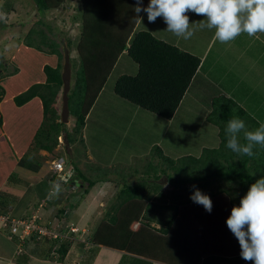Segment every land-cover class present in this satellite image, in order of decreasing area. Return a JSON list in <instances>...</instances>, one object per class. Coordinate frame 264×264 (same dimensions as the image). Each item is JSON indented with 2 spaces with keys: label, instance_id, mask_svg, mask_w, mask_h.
I'll return each mask as SVG.
<instances>
[{
  "label": "trees",
  "instance_id": "obj_1",
  "mask_svg": "<svg viewBox=\"0 0 264 264\" xmlns=\"http://www.w3.org/2000/svg\"><path fill=\"white\" fill-rule=\"evenodd\" d=\"M33 2L35 9L43 14L45 11L60 7L64 0H33ZM80 2L81 8L78 9L76 16L80 21L79 39L74 47L71 46L70 40L66 41L70 54L73 49L77 51V58L70 56L71 86L68 93V104L69 111L73 110L76 116V125L73 126L72 131L79 133L80 127L83 128L90 119V112L102 94L104 84L114 67V61L117 62L119 60L117 56L124 52L137 64V71L135 74H120L115 79L114 92L138 109L154 114L159 120L165 119L168 124V121L174 118L188 91L192 90L193 81L198 75L201 57L157 38L147 29L139 28L140 22L132 31L130 30L128 43L127 40H122L116 49L114 42L119 34L111 31L109 22V18L113 17L110 14L115 10L113 0H80ZM147 2L148 0H143V5ZM11 12H16L14 4L5 3L4 0L0 4V14H2L0 19H4ZM32 31L38 36L36 28L26 30L24 35L28 37L33 34ZM38 31L41 34L40 45L34 44L35 39L23 41L25 45L42 51H44L43 46H49L47 53L63 58L61 50L58 49L59 43L49 38L42 30ZM51 31L49 28L50 33ZM125 37L126 34L122 39ZM124 47H126L125 50ZM61 67L60 62L55 66L45 64L42 69L45 75L44 81L35 82L13 96L16 106L24 105L33 97H38L41 101L42 120L28 146V151L18 160L19 167L33 172L40 168L41 163L33 159L29 153L36 152L38 149L52 152L62 132H66L65 137L68 143L72 144L76 141V137L70 136L66 124L61 122L60 114L51 111L52 105L62 90ZM4 93V87L0 85V101ZM236 98V96L225 94L217 98L221 101H217L213 97L211 104L220 103V106L216 111L214 109L208 113L205 112V116L201 117L204 120L210 119L209 122L217 127L219 144L204 147L200 156L186 155V157L187 161L194 164L192 170H196L197 167L203 168L206 169L205 174L199 170L194 175L171 176L166 171V167L160 170L155 169L149 161L141 165L140 169L130 167L129 173L124 174L123 169L117 171V176L107 177V180L114 181L118 188L116 186L114 201L106 211L104 219L97 225L96 231L93 234L91 232L90 243L92 245H103L121 251L119 264H152V261L166 264H228L243 261L240 256L239 242L228 229L226 219L230 215L232 206L239 204L240 198L247 192L250 185L264 176V149H254L258 154L257 159H254L248 167L246 165L250 157L244 158L242 165L244 171L242 167L235 169L231 164H223L225 159L228 161L237 155L230 149L229 153L224 152L227 148L226 124L233 116H239L244 120L247 115L246 110L238 104ZM198 121L201 122L197 120L196 123ZM190 124L189 121L185 123L186 127ZM155 150L159 157L174 162L168 156L163 155L158 146ZM73 164L75 172L73 177L81 181L83 195L88 193L96 182L103 180L90 177V174H85L75 163ZM172 169L175 170L174 165ZM186 172L192 174L191 171ZM55 175L53 174L55 180L63 182ZM164 175L167 176L171 188L168 192L163 191V185L159 182ZM11 177L13 173L8 179ZM129 177L134 180L130 181ZM114 179L118 180L115 182ZM216 180L219 181L215 186ZM67 183L68 181L65 182L66 185ZM193 186L200 190L208 186L210 192L208 195L213 205L211 212L190 199L194 190ZM41 193L43 194H40V197L48 195L47 202L51 201V204L56 198L49 194L51 193L49 186H46L44 192ZM81 195L76 200L72 198V201L69 195L64 196V199L69 201L68 212L77 207ZM216 196L220 198L216 200ZM1 197L3 198V195L0 191ZM62 200H58V205H62L65 201ZM9 205L4 198L0 199L2 215L6 216L9 211L7 209L11 207ZM61 205L58 208V216L64 212V205ZM33 213L37 214V220H41L42 214L38 211ZM33 213L28 211L16 219L29 220ZM118 213H121V216H118ZM55 222L58 225L55 224V226L50 221L43 224L52 232L41 234L34 230L25 237L21 236L22 229L19 228L13 232L10 222H6L4 226L10 229L9 239L15 241L18 247L15 252L16 256L13 258L14 262L24 264L30 259H28L25 243L33 239L46 241L49 260L64 261L66 255H70L72 239L76 237L77 232L69 229L66 222L63 224ZM133 222H138L140 227L135 231L132 230L131 233L130 224ZM232 243L235 245L233 248L238 251L230 250ZM152 246L167 252L166 255L153 252ZM95 255L91 257L94 258ZM247 264H253V262L247 261Z\"/></svg>",
  "mask_w": 264,
  "mask_h": 264
},
{
  "label": "rangeland",
  "instance_id": "obj_2",
  "mask_svg": "<svg viewBox=\"0 0 264 264\" xmlns=\"http://www.w3.org/2000/svg\"><path fill=\"white\" fill-rule=\"evenodd\" d=\"M21 1L23 3L22 7L19 6ZM2 2L3 0H1V3ZM11 2L16 7V12L10 13L2 20L0 19V85L3 86L5 90L3 96L4 99L2 98L3 100H1L2 102L0 103V114L5 119V127L3 130L0 129V134L3 132L4 142L7 145L10 144L8 140L12 139L13 131L18 132L20 142H24L27 139L32 128L40 122L39 116L41 110L39 98H37L36 101L30 102V105L27 107H17L14 105L13 98L10 96L20 93L19 91L21 88L26 85L30 86L35 82L44 80L45 76L42 69L45 64L55 66L60 62L63 67L64 51L67 49L66 41L70 40L72 42L71 46L74 47L79 39V33L81 30L80 21L78 20L79 18L76 17L78 9L81 8L80 0H64L60 7L47 12L45 11L43 14L35 9V4L34 2L32 3L31 0H5V3ZM188 16L190 23L204 19L203 16L197 15L194 12H189ZM38 20H41L42 22ZM48 27L52 30L51 33L49 32ZM166 27L167 25L161 17H158L154 23H149L146 13H144L142 20H140L139 26V28L151 31L157 38L175 44L179 48L198 55L199 57L204 53L207 43H209V40L214 33V30H201L197 28L196 24H193V28L196 29L194 35L190 39L184 40L183 38L176 37L171 32L166 31ZM35 28L38 36L34 35V31H32L33 34L28 37L24 35L26 30H34ZM38 30H42V32L46 33L49 38L55 39L56 42L59 43L58 49L61 50L63 58H58L57 56H53L54 54L47 53L46 51L50 49L49 46H43L44 51L34 47L29 48L24 46L25 43L23 41L26 42L28 39H35L34 44L40 45L39 41L41 34ZM251 40L254 43L252 37ZM219 43L220 42L215 40V45L211 48L210 54L208 52L209 56L207 63H210L212 53L215 54L217 53V50L220 51L222 49L220 48ZM257 48L258 47L251 48L252 50L249 51L247 55H244L239 63L242 64L241 66L245 67V63L247 64V61L252 58L251 63H249L251 66V73L248 74L250 85L238 84L239 77L236 73L232 72V70L225 74L223 70H228V66L223 61V63L215 62L213 66L211 65L209 72H207V74L205 73V77H199L200 79L197 78L196 82L203 86L202 92L199 93L200 95H197L203 101L202 103H198L197 117H204L205 112L208 113L211 110L215 109L216 111L218 109L220 103L211 104L213 102V97L217 101H221L217 98H221V96H224L225 94L228 95V93L239 97L238 92L240 89L249 93L255 91L254 94L257 95V99L253 100L251 105L248 104L250 112H253V106L255 107L258 106L259 103H262L261 101L264 99V83H259V90L257 88H251L253 84H255V79L253 78L254 74L257 73V71L253 72V67H257L261 70L264 65V58L262 56L252 54V51ZM125 49L126 47H124V50ZM249 54H252V56ZM70 56L72 58H77V51L75 49L71 50ZM253 56H257L256 59ZM253 59H255V61H253ZM136 71L137 64L134 63L125 52L122 53L104 84L101 96L97 99L90 112V119L86 122V125L89 123L88 126L86 127L85 125L83 128L80 127L79 133L73 132L72 128L76 125V116L74 115L73 110L69 113V121L65 124L67 130L70 132V136L74 138L76 137V141L72 144L68 143L65 137L66 132H62L58 137V144L52 152L47 153L46 150L44 151L42 149L36 154L29 153L33 159H37L42 162V164L45 163L43 169H41L42 173L40 171L34 174L25 173L22 175L24 179L21 178V176L20 178H17L18 171L17 173L15 170L12 172L13 177H11V179L8 178L12 173L9 174L7 178L8 182H14L15 179H18L20 184L17 185L19 190H16L18 188L6 189L5 187L8 185L7 182L4 184L5 187L3 186L0 188L5 201L10 197V203L12 204L15 202L14 205H11V207L7 209L9 212L6 216L15 219L20 216L19 213H22L23 210L22 206H24L25 203L30 202L28 201L29 196L35 192L32 189H27V187L29 184H36L35 182L47 180L48 175L52 173L54 174L50 168V164L52 165L53 159L56 158H63L67 166H70L72 163V167H74L73 163H75L82 172L90 174L89 176L92 178L103 179L98 181L99 183L107 182V177L112 178L117 176L116 173L118 170L122 171L124 169V174L126 172L129 173L131 171L129 169L130 167H137L140 169L141 165H144L149 161L154 165L155 169L160 170L161 168L166 167V171L171 174V176L194 175L199 170L202 174H205L204 171L206 169L203 168L200 169L197 167L196 170H192L194 164L187 161L188 158L186 155L200 156L204 147L218 145L219 142L216 143L214 138V133L218 131V129L214 125H211L210 128L209 124L203 125L199 121L196 123V121L191 120L189 121L191 123L190 126L186 127L185 122H181L182 120H180L179 116L172 121V124H166L165 119L159 120L154 114L142 111L135 105L119 97L113 90L115 79L120 74H135ZM238 71L243 73L239 68ZM220 81L223 82L217 83ZM215 84L218 86V89L213 87ZM61 93L62 90L58 94L56 102L51 107V111L55 114H60L61 111ZM192 96L193 93L189 90L183 99L185 100L184 104L187 103L189 105ZM29 110L35 113L38 117L32 116L31 118L29 114L26 115L25 112ZM178 115L180 114L178 113ZM15 120L23 122V125L20 126ZM209 121L210 119L208 120V123ZM247 128L253 130L248 126ZM210 133L214 134V136ZM157 146L161 149L163 155L168 156L174 162L172 163L171 161L159 157L155 150V147ZM256 148L260 149L259 146ZM224 152L229 153V149L226 148ZM9 153L10 151L8 147L3 145L1 139L0 163L3 155ZM257 155L249 158L246 167H248L250 163H253L254 159H257ZM244 158H246V156L235 155L233 158L231 157L228 159L229 162L225 159L223 164H231L235 169L242 167L244 171L242 166ZM172 165L175 166L176 172L172 169ZM186 171H191L192 174H189ZM44 174L46 175L44 176ZM5 176L6 175L3 174L2 165H0V181H2V178ZM40 177H42V180H40ZM104 177L106 179H104ZM114 180L116 182L118 179ZM129 180L132 181L134 178L129 177ZM43 181L35 185L36 192H40L43 188H46V186H50ZM159 181L163 185L164 192H168L171 189L168 180L163 181L162 177ZM218 181L219 180L215 181V186L218 184ZM57 182L58 180H56L53 185L50 182L52 191L49 194H52L56 198L52 201V204H49L46 200V206H50V208H47V212L42 215L43 219L41 218V220H43V222L45 221L43 224H45L46 221H50L53 225L57 224L55 221H58L60 224H63L64 222L68 223L70 220L74 221L71 222L73 225L72 228L73 231L77 233L76 237H73L72 239L73 242L70 246V255L66 257L63 263H61V261L49 260V257L47 258L48 246L46 241L41 242V240L33 239L32 241L28 240L25 243L27 246L26 252L28 259H30L24 264H89V259L92 258L91 260H93L91 255L95 254V258H97V254H99V260L101 259L104 261L106 258L109 259L111 254L107 251L109 248L103 245L90 244V235L91 232L93 234V232L96 231L95 229L97 228V225L102 219H104L106 211L109 209L114 199H112L110 203L108 200H104L106 193H104L102 198H99V190L96 189L95 191V186H92L89 189L90 191L83 195L84 199L80 201L79 205L74 208L72 212H68L69 201L65 199V201L62 200L63 203L61 202L62 205H60H64L67 212H63L58 216V208L60 206L58 205V200L63 199V196H67L65 195L67 193L69 195L68 197L71 198V201L72 198L74 200L78 199L80 188L77 189L75 186L74 188L76 189L72 190L68 185L70 182L67 183L66 187ZM79 182L81 183L80 180ZM83 184L84 186L86 185L85 182ZM56 185H59V191H57ZM205 188L208 191V186H205ZM15 192H18L16 194L22 195H11ZM3 198L1 197L0 199L3 200ZM219 198L220 197L216 196L215 199L218 200ZM94 201H96V203H94ZM39 204H37V207L41 206L42 203ZM118 216H121V213H118ZM0 218L3 220V215L1 213ZM67 218H69V220ZM2 220L0 219V264H18L14 262L13 259L16 256L15 252L18 248L17 243L9 239L8 231L10 229L3 225ZM80 220L82 222H80ZM139 227L140 224H137L136 222L131 223V233L132 230L135 231ZM151 250L153 252H159L163 256L167 253L165 251H160L153 246L151 247ZM107 259L106 262L108 263ZM245 261L243 259V262ZM243 262H240L239 264H243Z\"/></svg>",
  "mask_w": 264,
  "mask_h": 264
},
{
  "label": "clouds",
  "instance_id": "obj_3",
  "mask_svg": "<svg viewBox=\"0 0 264 264\" xmlns=\"http://www.w3.org/2000/svg\"><path fill=\"white\" fill-rule=\"evenodd\" d=\"M133 11L141 20L139 14L145 12L149 23H154L158 17L163 18L167 25L166 31L184 40L194 35L196 29L193 24L201 30H214V38L222 44L234 41L241 34L256 38H259L258 34H264V0H149L146 7L143 0H136ZM189 12L201 15L204 19L190 23ZM225 135L226 147L238 156L254 157L257 155L254 151L257 146L264 149V123L249 130L243 119L233 116L226 124ZM63 166L61 173L73 168L72 164L67 166L65 160ZM51 170L65 182L77 179L73 177L75 172L63 179L57 171ZM79 183L77 189L80 188L82 194ZM56 189L59 191V185H56ZM193 189L190 199L211 212L213 205L210 196L195 186ZM226 224L239 242L241 258L253 264H264V176L250 185L238 205L232 206ZM66 226L71 229L73 225L68 222ZM93 260L89 264H93Z\"/></svg>",
  "mask_w": 264,
  "mask_h": 264
},
{
  "label": "crops",
  "instance_id": "obj_4",
  "mask_svg": "<svg viewBox=\"0 0 264 264\" xmlns=\"http://www.w3.org/2000/svg\"><path fill=\"white\" fill-rule=\"evenodd\" d=\"M31 2L33 3V0H31ZM0 3H1V0H0ZM135 3H136V0H113V7H115V10L112 11V14H110V15H113V17L109 18V22H110V25H111V28H112L111 31L114 32V34H119L118 37L116 36V40L114 42V44L116 45V49L118 48V46L120 45L122 40L126 41L129 38L130 30L132 31L136 27V25L139 24V22L141 20L139 17H137L136 13L133 11ZM148 3H149V0H148L147 4L144 5V6L146 7L148 5ZM19 6H21V7L23 6L22 1L19 3ZM14 8L16 9L15 6H14ZM144 13L145 12L142 11L139 14V16L142 18ZM125 34H126V37L124 39H122L125 36ZM258 35H259V38L252 37V39L254 40V43L251 40V37L248 38L249 36L246 35V34H241L237 39H235L234 41H232L230 43H226V44L219 43L220 44V48H222V49L220 51L217 50V53H215V54L212 53L211 54L212 58L210 59V63H207V59H208V56H209L208 52L210 54L211 48L214 47V45H215V40L216 39L214 38V33H213L212 37L209 40V43H207V47H206L204 53L201 56V64H200V67L198 69V75L195 77V79L193 81V84H192V90H191L192 93H193L192 100L190 101L189 105L187 103L184 104L185 100L182 101L181 105L179 106V108L177 109V111H176V113L174 115V118L168 121L169 124H172V121H174L175 118L177 116H179L180 120H182L181 122H185L186 123V122H188L190 120L191 121L201 120V122H203L202 123L203 125L204 124H209V126L211 128V125H213L211 122L208 123L207 119L204 120L201 117H197L198 103H202L203 102L202 99L199 96H197V95H200L199 93L202 92V90H203V86H201L198 82H196L197 78L205 77V73L207 74V72H209V70L211 68V65L213 66L215 62L219 63V62L223 61L228 66V70H226V69L223 70V72L225 74H227L229 71L232 70V72L236 73L238 75V77H239V80L237 82L238 84L241 83V85H245V84L250 85L249 84L250 80L248 78V74L251 73L250 72L251 66L249 65V63H251L252 58L247 61V64L245 63V67L241 66L242 64H239V63H240L242 57L244 55H247L248 52L251 51L252 50L251 48H253V47H258V48L256 50L252 51V54L259 55V56H262L264 58V34H258ZM0 45H1V43H0ZM24 46H26V45H24ZM252 54H249V55L252 56ZM53 56H56V55L54 54ZM119 56H117V57L119 58ZM253 57L256 59L257 56H253ZM255 59H253V61H255ZM116 63L117 62L114 61L113 66H115ZM246 66H247V68H246ZM238 68L243 73L239 72ZM254 71H257V73H255L254 77H253L255 79V84H253V86L252 87L250 86V87L251 88H257L259 90L260 89V84L259 83H262V84L264 83V65H263V68H261V70L259 68H257V67H253V72ZM258 75H259V77H258ZM256 80H257V82H256ZM42 81H44V80H40L39 82H42ZM221 82H223V81H220V82H217V83H221ZM28 86L29 85H26L25 87L21 88V90L19 92H22L23 90L27 89ZM215 87L218 88V86L216 84H215L214 88ZM254 92L255 91L249 93V92H246L245 90L240 89V91L238 92L239 97L236 96L237 97L236 101L238 102V104L246 110L247 115L244 117V121L246 123V126L250 127L253 130L255 128L259 127L258 124L264 123V99L261 101L262 103H259L258 106H255V107L253 106V108H254L253 112H250V110H249V105H251V102H253V100L257 99L256 98L257 95L254 94ZM13 96H14V94L11 95L10 97L13 98ZM37 98L38 97H34L31 100H29L27 103H25L24 105L17 106V107H22V106L27 107L28 105H30L29 104L30 102L36 101ZM263 98H264V96H263ZM1 102L2 101H0V103ZM40 105H41V101H40ZM178 113L180 115H178ZM25 114L26 115L29 114L31 118H32V116L38 117L31 110L25 112ZM0 116L2 118V124L0 125V129L3 130L4 127H5V124H4L5 119H4V117L1 114H0ZM39 118H40V122H41V120H42V105H41ZM15 121L18 122L17 120H15ZM40 122H39V124H40ZM18 123H19L20 126L23 125V122H18ZM39 124L35 125L32 128V131H31L30 135L27 137V139L24 142H20V136H19L18 132H14L13 131L12 132V134H13L12 135V139L8 140V142L10 144L7 145L4 142L5 140H4L3 132L0 134V140L2 139L3 145H6L8 147V149H9V151H10L9 154H4L3 157L1 158L0 165H2L3 174H5L6 176L2 178V181H0V188L3 187L6 182L8 183V185L6 187L4 186L6 189L9 190V189H13V188L14 189L18 188L17 185L20 184V181L18 179L14 180V182H16V183H14L12 181L8 182V179H7L9 174H11L14 170L16 171V173L18 171L17 178L18 177L20 178V176H21V178H23L22 175L25 174V173L26 174H34V173H37L38 171L41 172V169H43L45 163L42 164V162H40V161H39L41 163L40 168L37 171H34V172L31 171V170H28L26 168H21V167L18 166V160H19L20 157H22V155L25 154V152L28 151V146L31 144L33 135H34L36 129L38 128ZM217 132L218 131H216L214 133L215 136H214V134L210 133L212 136H214L216 143L219 142V140L217 138L218 137L217 136ZM213 146H218V145H213ZM41 150L42 149H38L36 152H32V153L36 154V153H38V151H41ZM47 153H50V152L47 151ZM50 168H51V166H50ZM45 175L46 174H44V176ZM54 175H55V173H54ZM40 180H42V177H40ZM75 180H77V181H75ZM42 181H40V182H42ZM40 182L38 181V182H35L36 184H29V186L27 187V189H32L35 192L29 196L28 201H30L31 204H30V202H28V203H25L24 206H22L23 210H22V213H19L20 216L24 215L28 211L29 212L31 211L32 213L35 212V211H38L39 214L44 215L47 212V208H50V206H46V200H47L48 195L45 196L44 198H39L40 194L41 195L43 194L41 192H44V189H46V188H43L40 192H36L35 185H37ZM43 182L50 185L49 186V192H51L52 191L51 183L53 185L56 182L55 178L53 177V173L48 175L47 180H44ZM63 182L58 180L57 183H59V184L63 185L64 187H66L65 180H63ZM78 182H79L78 179H74V180L70 181V183L68 185H69V187L72 190H74V189H76V188H74L75 186L78 187L77 186ZM79 185H80V183H79ZM93 186H95V189H94L95 191H96V189L99 190V194H100L99 198H102L104 193H106V196H104V200H108V202L110 203L111 200L114 199V193L116 192L115 190H117V188H116L117 184H115L113 181H109V182L107 181V182H104V183H99L98 182V183H96ZM16 190H19V188L16 189ZM25 190H26V188H25ZM201 191L202 192H206V193L208 192L207 189H205V188H204V190L202 189ZM16 193H18V192H15V193H13L11 195H14ZM79 193H80L79 194V196H80L81 192H79ZM95 193H97V192H95ZM16 195L20 196L22 194H16ZM65 195H68V193L65 194ZM79 196H78V198H79ZM21 198H22V196H21ZM82 199H84L83 198V194L81 195L80 201ZM63 200H64V196H63ZM92 201H93V199H92ZM5 202L10 204L9 206L15 204V202H13L12 204L10 203V197ZM38 202L42 203L41 206H39V207H37V204H39ZM18 203H19V201H18ZM48 203L51 204L50 202H48ZM79 203H78V205H79ZM94 203H96V201H94ZM7 212H9V211H7ZM64 212H67V209L64 208ZM69 222L71 223V222H74V221L70 220ZM80 222H82V221L80 220ZM136 223L138 224V222H136ZM233 246H235V245L232 244L230 246L231 248L229 247L230 250L232 252L238 251L237 249H234ZM107 251H108V253H111L110 254V258L109 259L106 258L108 260V263L106 262V259L104 261H102L101 259L99 260L98 259L99 254H97V258L94 259L93 264H119V261H120L121 256H122V252L118 251L116 249H113V248H109V249H107ZM152 264H166V263H163V262H160V261H152ZM228 264H239V263H232L231 262V263H228ZM243 264H247V261L243 262Z\"/></svg>",
  "mask_w": 264,
  "mask_h": 264
},
{
  "label": "built area",
  "instance_id": "obj_5",
  "mask_svg": "<svg viewBox=\"0 0 264 264\" xmlns=\"http://www.w3.org/2000/svg\"><path fill=\"white\" fill-rule=\"evenodd\" d=\"M64 165V159H54L51 165V169L54 171H57L58 175L63 178L67 179L70 177V175L74 172L73 168H70L66 173H61L63 170ZM38 216L37 214L33 213L31 219L29 220H17V219H10L8 216L3 215V220L0 218L3 222V225L6 224V222H10L11 230L13 232L17 231L19 228L21 230V236L25 237L26 235H29L32 231H37L41 234H46L52 232L50 229H47L43 226L42 221L37 220ZM73 230V228H71ZM54 231V230H53ZM29 232V233H28ZM56 234V233H55ZM55 236V235H54Z\"/></svg>",
  "mask_w": 264,
  "mask_h": 264
},
{
  "label": "water",
  "instance_id": "obj_6",
  "mask_svg": "<svg viewBox=\"0 0 264 264\" xmlns=\"http://www.w3.org/2000/svg\"><path fill=\"white\" fill-rule=\"evenodd\" d=\"M62 79V93H61V111L60 117L61 122L67 123L69 121V104H68V93L71 86V60L68 49L64 51V64L61 71ZM167 177L163 176V181H166Z\"/></svg>",
  "mask_w": 264,
  "mask_h": 264
}]
</instances>
